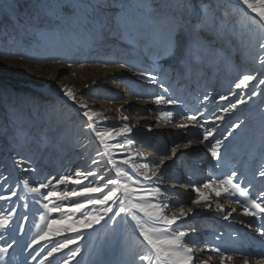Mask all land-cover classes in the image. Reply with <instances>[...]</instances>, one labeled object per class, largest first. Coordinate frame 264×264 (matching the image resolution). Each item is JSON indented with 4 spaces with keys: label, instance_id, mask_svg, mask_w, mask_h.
Wrapping results in <instances>:
<instances>
[{
    "label": "rangeland",
    "instance_id": "1",
    "mask_svg": "<svg viewBox=\"0 0 264 264\" xmlns=\"http://www.w3.org/2000/svg\"><path fill=\"white\" fill-rule=\"evenodd\" d=\"M21 1L0 0V174L7 175L13 187L18 185L17 197L0 201V216L16 209L8 228L0 230L4 236L0 244L15 241L0 264H41L56 241H63L65 236L75 238L74 233H64L27 247L45 225L39 220L44 210L24 182L35 185L45 177L96 168L91 160L99 159L96 153L103 152L85 125L84 109L63 95L65 86L92 111L105 113L107 119L99 122L101 127H122L120 117H127L136 141L131 156L141 153L148 158H136L139 171H145L142 165L147 162L160 176L148 181L128 166L126 170L142 185L159 187L161 199L174 211L179 205L192 208V214L178 222L181 230L189 232V239L200 247H219L233 255L237 264H242V253L250 264L264 256V237L256 230L261 222L244 213L243 204L235 202L238 197H217L208 190L211 211L203 203H191L197 195L192 185L222 178L231 171L238 173L242 186L251 185L253 194L264 190V177L258 175L264 170V85L259 84L264 79V65L259 62L264 56L259 48L264 43V21L243 0H204L213 10L216 42L190 59L185 47L171 55L162 54L167 33L158 13L175 0H120L136 39L122 38L115 28L97 38L71 21L58 20L45 7L52 0H35L24 8ZM192 3L199 10L200 0ZM105 11L110 18L116 9ZM245 74L256 79L249 88L236 89L235 83ZM253 90L259 94L248 100ZM161 94L177 99L179 104L156 105L153 98ZM241 97L248 102L232 109L230 105ZM225 107L229 108L227 113L222 111ZM161 110L194 114L197 121L180 120L188 127L177 128L175 121L159 118ZM237 124L239 127H234ZM205 129L213 133L201 143ZM224 136L228 139L217 161L211 156L209 142ZM114 158L119 160V154ZM106 160L105 156L99 173L111 168ZM23 168L35 171L25 172ZM113 175L107 171V176ZM217 204L223 205V212L217 210ZM229 212V218L224 219ZM139 215L143 217V213ZM50 216L57 218L58 214ZM20 225L24 226L22 233ZM77 247L79 254L69 264H138L137 254L145 251L136 222L130 215L121 214L115 224L105 217L84 230L76 244L55 253L44 264H63ZM212 255L210 264H219L216 254Z\"/></svg>",
    "mask_w": 264,
    "mask_h": 264
},
{
    "label": "snow or ice",
    "instance_id": "2",
    "mask_svg": "<svg viewBox=\"0 0 264 264\" xmlns=\"http://www.w3.org/2000/svg\"><path fill=\"white\" fill-rule=\"evenodd\" d=\"M248 9L256 13L261 21H264V0H243ZM58 20H68L78 25L81 29L95 34L100 38L105 31H111L113 28L121 31L122 38L136 39L133 35L135 29L130 26L125 5L120 0H52L51 3L45 5ZM113 8L116 11L109 18L106 9ZM195 6L192 0H175L174 3L163 6L159 11L162 17L167 39L163 48V55H171L179 51L182 47L186 48L189 58L195 57L199 52L211 49L216 39H213L212 28L214 27L215 18L212 14L213 10L210 3L200 0L199 6ZM150 10L156 11L150 7ZM219 38V34H216ZM264 50V43L259 45ZM259 62L264 65V56ZM71 66V65H70ZM123 67V65H121ZM142 75H144L142 73ZM152 82H156V77L151 73L147 74ZM256 77L253 74H245L235 83L236 89H247ZM260 85H264V79L259 80ZM164 88L163 84L160 85ZM63 95L68 100L76 104H80L83 110L82 116L85 118V125L92 132L99 144L103 147V152H97L99 159H92L91 164L96 168L87 167L84 170H75L58 176L45 177L42 182L30 185L25 181V187L28 192L33 195L36 203L41 204L43 212L39 216L41 224L45 225L41 229L39 235L32 240L27 246L32 248L39 240L46 237L62 236L64 233H74L75 238L65 236L63 241H56L54 246L47 251L44 261L49 257H53L55 253H59L70 245L76 244L83 236V231L91 229L93 225L99 224L105 217L114 224L117 218L130 215L132 220L136 222L139 228V235L143 237L145 251L137 254L138 264H210L214 259L213 253L219 260V264H237V259L233 255L226 254L219 247L205 245L200 247L194 241L189 239V232L181 230L178 222L188 218L192 214V208H185L182 205L176 207L175 211L168 202L161 199L162 192L159 187H146L137 179L129 174L125 166L132 171L142 174L145 180L151 181L152 177L159 180V171H152L149 163L145 162L142 173L139 166L136 165V158L148 160L141 153H137V157H132L131 152L136 145V141L132 138V127L129 126L127 117L121 116L122 127H101L100 121L106 120L104 112L92 111L86 104L76 100V94L71 88L64 87ZM168 89L164 88V93ZM255 90L252 91L248 100L258 95ZM156 105H178L179 101L170 96L161 94L154 98ZM208 99L207 96L204 97ZM226 99V97H221ZM248 100L242 97L232 103L230 107L235 109L237 104H245ZM119 112V109L116 110ZM227 113L229 108L222 109ZM159 118L169 123L175 121V127L187 128L188 125L180 123V120L196 122L197 116L194 114L175 113L170 110L159 111ZM222 119V117H217ZM234 127H239L235 125ZM213 130L205 129L201 143L209 140ZM232 133L229 132L228 136ZM228 136L223 138H215L214 142H209V150L211 156L217 161L221 159V150ZM109 141H114L110 143ZM176 149L173 148V154ZM114 154H119L120 159L114 158ZM107 157L106 164L111 165L104 173H99L97 169L100 167L104 157ZM21 167V161L15 162ZM23 171H35V169L23 168ZM107 171L114 172L113 176H107ZM150 173V175H149ZM258 175L264 177V170L259 171ZM238 173L231 171L224 177H217L204 181L200 185H192L195 191L196 199L191 203L200 205L203 203L204 208L208 211L212 210L211 203H208V190L214 191L217 197L226 196L231 198L238 197L235 201L243 204L244 213L253 217H258L260 226L257 232L264 237V190L253 194L251 185L242 186V181L237 179ZM9 177L0 174V201H11L13 197H17L18 187H13L8 183ZM111 186V187H110ZM107 189V191H105ZM203 189V191H202ZM243 198L242 200L239 198ZM155 200V203L152 202ZM27 208V204L23 205ZM98 206V207H97ZM217 210L224 211L221 204L216 205ZM236 211L232 209L231 212ZM229 212L224 216L228 219L231 215ZM58 214L57 218H51L50 214ZM143 213V217L139 215ZM111 214V215H109ZM16 215V209L11 208L7 215L0 216V230H6L12 222V218ZM27 220V216L22 217ZM175 226V227H173ZM252 225H249L251 227ZM40 228V224L36 225ZM19 231H24V226L20 225ZM0 240H4V236L0 235ZM12 243L0 244V261H4L9 254V250L13 247ZM202 253V255H201ZM79 254V247L71 250V255L63 260V264H69ZM36 255H39L37 253ZM32 260L36 256L31 257ZM242 264H250L247 255L240 254L239 257ZM255 264H264V256L255 258Z\"/></svg>",
    "mask_w": 264,
    "mask_h": 264
},
{
    "label": "trees",
    "instance_id": "3",
    "mask_svg": "<svg viewBox=\"0 0 264 264\" xmlns=\"http://www.w3.org/2000/svg\"><path fill=\"white\" fill-rule=\"evenodd\" d=\"M22 2V1H21ZM26 2V4H24ZM35 0H24V2H22V4H20V6H22V8H24V6H30V4H34ZM23 10V9H22Z\"/></svg>",
    "mask_w": 264,
    "mask_h": 264
}]
</instances>
